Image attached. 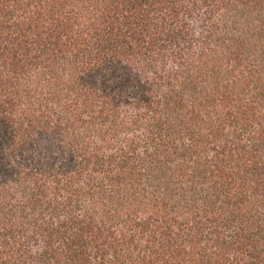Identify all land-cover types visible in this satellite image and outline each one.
I'll list each match as a JSON object with an SVG mask.
<instances>
[{
	"label": "trees",
	"instance_id": "1",
	"mask_svg": "<svg viewBox=\"0 0 264 264\" xmlns=\"http://www.w3.org/2000/svg\"><path fill=\"white\" fill-rule=\"evenodd\" d=\"M0 264H264V0H0Z\"/></svg>",
	"mask_w": 264,
	"mask_h": 264
}]
</instances>
